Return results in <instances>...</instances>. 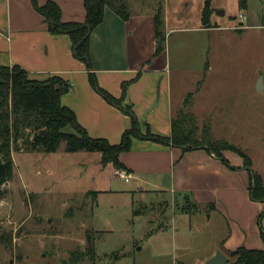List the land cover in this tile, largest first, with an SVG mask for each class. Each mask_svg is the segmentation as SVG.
Instances as JSON below:
<instances>
[{
  "label": "rangeland",
  "instance_id": "obj_1",
  "mask_svg": "<svg viewBox=\"0 0 264 264\" xmlns=\"http://www.w3.org/2000/svg\"><path fill=\"white\" fill-rule=\"evenodd\" d=\"M121 1L130 14L162 5L176 29L165 45L173 74L187 70L172 80L174 105L186 100L177 112L191 114L186 129H197L200 140L207 126L213 140L245 151L264 173V90L249 85L257 73L264 79V0H211L221 28L205 34L196 29L205 0ZM242 13L248 29L237 24ZM206 70L209 81L201 82ZM12 161L0 198V264H203L218 252L237 264L221 246L232 230L226 219L175 198L169 175L159 180L144 164L135 174L103 166L99 153H66L64 144L50 154L14 150ZM87 246L94 261L82 256Z\"/></svg>",
  "mask_w": 264,
  "mask_h": 264
},
{
  "label": "crops",
  "instance_id": "obj_2",
  "mask_svg": "<svg viewBox=\"0 0 264 264\" xmlns=\"http://www.w3.org/2000/svg\"><path fill=\"white\" fill-rule=\"evenodd\" d=\"M47 1L59 7L62 22H84V0H36L39 6ZM204 2L197 9L200 26L196 29L204 34L218 31L221 28L218 18H215L218 14L211 6L210 26L203 25ZM243 8L241 12L245 10L244 4ZM155 11L151 8L129 13V18L124 21L106 7L102 23L90 34L89 52L98 85L119 99L122 83L133 81L127 88L124 103L132 106L139 122L147 124L152 134L168 138L177 107L186 103L183 100L174 105L172 80L174 75L184 76L187 70L181 65L174 69L173 74L165 41L167 35L176 29L169 27L168 18L164 15V43L156 54L160 46L155 36ZM242 15L245 16L244 13ZM237 24L245 26L239 20ZM245 27L250 28L248 25ZM14 65L25 70L31 80L43 81L56 76L68 82L70 90L61 97V105L74 113L89 137L118 144L122 133L130 127V119L90 87L88 71L73 57L68 36L51 35L30 0H0V66ZM207 70L201 82L209 81ZM259 76L258 73L254 75L249 84L255 94L261 93L255 90ZM261 83L264 88L263 78ZM182 96L183 92L179 98ZM221 154L234 170L205 150L183 153L181 148L138 139L132 140L130 151L122 153L119 160L133 174L132 169L144 164L143 170L160 175L159 180L163 174L169 175L167 189L174 197L177 195L191 204L221 214L232 228L221 242L225 251L240 247L264 251L261 248L264 243L255 226L264 205L250 197V171L243 167V161L237 154L225 150ZM132 157L134 160L129 162ZM250 169L264 181V173L256 168L253 161ZM261 222L264 229V215Z\"/></svg>",
  "mask_w": 264,
  "mask_h": 264
},
{
  "label": "trees",
  "instance_id": "obj_3",
  "mask_svg": "<svg viewBox=\"0 0 264 264\" xmlns=\"http://www.w3.org/2000/svg\"><path fill=\"white\" fill-rule=\"evenodd\" d=\"M210 1L205 0L202 10V21L205 26L212 12ZM30 2L34 10L43 18L47 25V31L51 35L68 36L73 57L83 63L88 71V83L91 88L109 105L127 115L130 119V127L122 133L118 144H110L101 138H91L80 126L74 113L61 105V97L70 90L68 82L56 76L43 81L31 80L28 73L17 65L0 66V115L2 116V120H0V198L4 194L3 186L13 175L12 151L14 150L50 154L55 153L60 145L64 144L66 153L82 151L99 153L101 165H112L117 170L130 173V170L120 162L119 156L129 152L132 140L138 139L181 148L183 153L205 150L231 170L235 168L230 167L221 152L227 150L237 154L243 161V167L250 171L249 192L251 199L264 203V181L251 171L252 162L245 151L225 142L213 140L207 126L201 130L203 140H198L200 137L197 136V129L193 127L186 129V125L193 124L191 114L182 110H179L172 119L170 137L154 135L147 124L139 122L132 106L124 103L127 88L133 81L122 83V94L119 99L100 88L92 70L89 37L92 31L102 23L106 7L114 11L124 21L129 18L126 4L123 1L84 0L85 20L83 23L62 22L59 7L51 1H47L42 6H39L36 0H30ZM244 3V1L240 2V10L244 9ZM154 26L157 44L160 46V49L156 50L157 54L164 43L161 5L154 13ZM141 126L145 127V133H142ZM192 205L196 209L201 208L196 204ZM263 215L264 210L258 217V226L260 239L264 243V229L261 226ZM86 240L88 245L89 239L86 238ZM93 248L94 246H87L82 256L90 257V260L94 261ZM229 254L236 258L237 264H264L263 250L240 247ZM80 257L81 255H78L76 259L79 260Z\"/></svg>",
  "mask_w": 264,
  "mask_h": 264
},
{
  "label": "water",
  "instance_id": "obj_4",
  "mask_svg": "<svg viewBox=\"0 0 264 264\" xmlns=\"http://www.w3.org/2000/svg\"><path fill=\"white\" fill-rule=\"evenodd\" d=\"M263 85L261 83V79L259 78V80L256 83V92H261L263 90ZM0 120H2V116L0 115ZM227 261L226 257L218 252L216 253L214 256H212L211 258H209L208 260H206L203 264H225Z\"/></svg>",
  "mask_w": 264,
  "mask_h": 264
},
{
  "label": "built area",
  "instance_id": "obj_5",
  "mask_svg": "<svg viewBox=\"0 0 264 264\" xmlns=\"http://www.w3.org/2000/svg\"><path fill=\"white\" fill-rule=\"evenodd\" d=\"M239 21L240 22H244L246 21V18L244 15H239ZM119 178L122 179L124 182H129L130 180H132V175L131 174H127V173H119Z\"/></svg>",
  "mask_w": 264,
  "mask_h": 264
}]
</instances>
